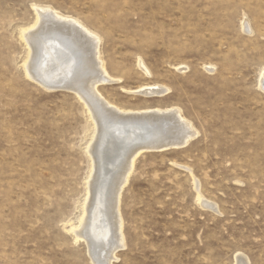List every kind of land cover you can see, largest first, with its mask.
<instances>
[{
	"label": "rangeland",
	"instance_id": "rangeland-1",
	"mask_svg": "<svg viewBox=\"0 0 264 264\" xmlns=\"http://www.w3.org/2000/svg\"><path fill=\"white\" fill-rule=\"evenodd\" d=\"M39 6L100 38L115 82L99 86L108 103L176 108L197 133L183 148L137 156L119 203L125 242L112 264H238L239 256L264 264V0H0V264H101L94 257L111 234V179L92 246L71 232L87 194L94 122L75 91L27 76L22 32ZM58 68L53 83L67 64ZM154 85L168 94L138 92ZM137 125L106 123L98 155L113 179L145 132Z\"/></svg>",
	"mask_w": 264,
	"mask_h": 264
},
{
	"label": "bare ground",
	"instance_id": "bare-ground-1",
	"mask_svg": "<svg viewBox=\"0 0 264 264\" xmlns=\"http://www.w3.org/2000/svg\"><path fill=\"white\" fill-rule=\"evenodd\" d=\"M35 12L37 14L35 24L22 32V37L27 41L26 43L29 47L28 58L24 64L27 76L40 84L42 83V85L48 87L47 89L66 88L75 91L88 107L94 122V135L91 143L88 144L87 147V152L91 158V171L87 182V194L82 205V213L78 220V225H76L71 232L74 234V239H76V241L86 240L89 247L92 246L94 237L91 233V229L97 225V229H93L99 231L104 225L102 224V219H100L99 222L97 220L98 213L100 214L102 210L101 201L103 200V194L100 189H103V184L107 181L110 182L109 180L111 179L112 186L110 190V201L108 203L109 216L106 218L109 223L108 226L106 224V228L111 232L107 239L109 243L104 255L97 257L95 254V257H93L101 264H112V261L115 260L116 250L122 248L125 242L123 234L124 226L119 211V203L121 201V192L129 181L135 161L138 158L137 156L143 153L142 151L144 150L151 151L153 149H158L167 151L170 148H183L197 135V133L193 125L189 124V121H185L184 117H182L183 115L176 108L132 111L122 110L108 103L99 92V86L103 85V83L114 82V79L107 74L105 67L102 65L99 51L100 38L87 29L86 26H83L81 22L71 17H66V15L63 16L52 8L39 6L35 8ZM251 30L249 31L252 32L253 30ZM71 54L73 56H71ZM62 63L67 64V69L65 68V78L60 82H51L48 77L55 73L56 69ZM41 65H44L46 68L45 75L40 73V69H42ZM85 68H87L88 71H86ZM142 69L146 74L149 73L147 72L148 69L144 67ZM259 88L264 91V70L260 77ZM138 92L144 94L142 96L161 97L166 95L168 91L166 88L164 89L161 86L154 85L143 87L139 89ZM108 121L115 124L122 122L125 125L128 122L141 123L143 128L139 127V130H145L142 138L137 142L138 144L134 148V151L123 159L122 168H120L121 170L119 171L120 174L118 173L114 179L113 177L115 174L110 177V175L113 174V171L109 169L110 167L105 168V172L102 171L103 168H101L102 166H100V164L103 163H101V158L98 155V142H100L99 140L103 137L102 133ZM153 126H160L164 130V135L154 138L152 133L154 132ZM126 129L127 128H125V130ZM158 134L159 133H157V135ZM134 137L132 136L133 139ZM103 172L105 175H102ZM200 199L199 196L198 200L200 201ZM96 222L98 224H96ZM104 239L105 238H103V241ZM105 242L106 241H104V243ZM237 262L238 264H249L248 260L243 256H239Z\"/></svg>",
	"mask_w": 264,
	"mask_h": 264
},
{
	"label": "water",
	"instance_id": "water-1",
	"mask_svg": "<svg viewBox=\"0 0 264 264\" xmlns=\"http://www.w3.org/2000/svg\"><path fill=\"white\" fill-rule=\"evenodd\" d=\"M139 127H141V128H143L142 127V125H138ZM153 150H158V149H153ZM104 185V188L102 189H100L101 190V192H102V198L105 196V194H106V188H107V185H105V184H103Z\"/></svg>",
	"mask_w": 264,
	"mask_h": 264
}]
</instances>
